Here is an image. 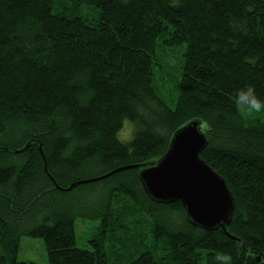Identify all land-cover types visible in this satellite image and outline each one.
<instances>
[{
	"label": "trees",
	"instance_id": "trees-1",
	"mask_svg": "<svg viewBox=\"0 0 264 264\" xmlns=\"http://www.w3.org/2000/svg\"><path fill=\"white\" fill-rule=\"evenodd\" d=\"M247 85L264 100V0H0V264H35L16 259L22 237L47 264H108L129 241L126 264H264V115L234 102ZM193 120L233 197L225 234L151 202L132 168ZM78 218L99 222L90 250Z\"/></svg>",
	"mask_w": 264,
	"mask_h": 264
},
{
	"label": "water",
	"instance_id": "water-1",
	"mask_svg": "<svg viewBox=\"0 0 264 264\" xmlns=\"http://www.w3.org/2000/svg\"><path fill=\"white\" fill-rule=\"evenodd\" d=\"M206 146L201 122L190 121L173 133L166 152L158 160L141 166L137 178L151 202H177L191 226L225 234L234 209L233 197L224 180L200 159ZM82 183L71 185L68 190Z\"/></svg>",
	"mask_w": 264,
	"mask_h": 264
},
{
	"label": "rangeland",
	"instance_id": "rangeland-1",
	"mask_svg": "<svg viewBox=\"0 0 264 264\" xmlns=\"http://www.w3.org/2000/svg\"><path fill=\"white\" fill-rule=\"evenodd\" d=\"M79 12L77 14H81L84 17L89 16V18H95L96 17V9L94 10L92 6L87 4H82L80 7H78ZM95 11V13H94ZM81 12V13H80ZM160 50V47H157V51ZM162 50H166L162 48ZM177 50L184 51V46L181 48H177ZM176 50V51H177ZM172 53V51H169ZM175 52V51H174ZM164 62V61H163ZM169 62L173 64L174 66L177 63V57L172 56L169 59ZM162 63V60L160 58H157V64L160 65ZM179 65L177 66L178 70ZM158 68V67H157ZM170 73L168 75H165L164 72H162L159 77H162L165 79L170 85H172V80L170 79V74L174 73L175 68L169 66ZM172 71V72H171ZM243 116H246L242 114ZM252 117V116H251ZM126 132V129L120 131L118 135V139L123 142H128L129 140H123L122 137L124 136ZM120 136V137H119ZM99 222L95 220H87V219H76L74 221V231H75V243L76 247L80 249L90 250L89 240L94 236L96 227ZM117 234V233H115ZM117 238V237H116ZM129 247L132 249L131 241H129ZM130 249H124L119 250L118 255H112L108 254V264H126L128 258H130ZM16 259L18 262H31L35 264H47L46 260V253L44 250V245L42 240L40 239H33L30 237H22L19 241V247L16 255Z\"/></svg>",
	"mask_w": 264,
	"mask_h": 264
},
{
	"label": "clouds",
	"instance_id": "clouds-1",
	"mask_svg": "<svg viewBox=\"0 0 264 264\" xmlns=\"http://www.w3.org/2000/svg\"><path fill=\"white\" fill-rule=\"evenodd\" d=\"M234 102L238 106L239 111L246 116L264 115V100L257 97L252 85L236 89ZM125 129L126 132L122 139L130 140L133 132L131 122H125ZM216 260L222 262V264H231L232 257L228 254L220 253L216 256Z\"/></svg>",
	"mask_w": 264,
	"mask_h": 264
},
{
	"label": "bare ground",
	"instance_id": "bare-ground-1",
	"mask_svg": "<svg viewBox=\"0 0 264 264\" xmlns=\"http://www.w3.org/2000/svg\"><path fill=\"white\" fill-rule=\"evenodd\" d=\"M143 165H145V164H143ZM143 165H137L136 167H137V169H141V166H143ZM136 167H132L133 169H136Z\"/></svg>",
	"mask_w": 264,
	"mask_h": 264
}]
</instances>
